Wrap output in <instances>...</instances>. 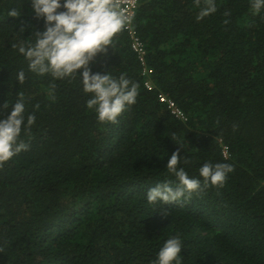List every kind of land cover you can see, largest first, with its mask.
I'll list each match as a JSON object with an SVG mask.
<instances>
[{
  "label": "trees",
  "instance_id": "16d2710c",
  "mask_svg": "<svg viewBox=\"0 0 264 264\" xmlns=\"http://www.w3.org/2000/svg\"><path fill=\"white\" fill-rule=\"evenodd\" d=\"M204 3L140 2L133 26L155 88H145L124 28L90 67L126 74L139 95L116 123L101 124L79 78L28 71L13 46L44 22L29 0H0V119L20 92L36 116L21 136L28 149L0 165V264H152L177 235L183 264H264V12L254 16L250 0H215L216 12L197 21ZM12 8L21 15L8 16ZM160 94L188 120L176 119ZM177 151L191 177L208 162L234 171L223 187L147 203L158 183L175 186L166 165Z\"/></svg>",
  "mask_w": 264,
  "mask_h": 264
},
{
  "label": "clouds",
  "instance_id": "9594fccd",
  "mask_svg": "<svg viewBox=\"0 0 264 264\" xmlns=\"http://www.w3.org/2000/svg\"><path fill=\"white\" fill-rule=\"evenodd\" d=\"M34 19L43 20L44 30L36 31L21 40L16 48L27 62L28 71L38 77H51L53 81L79 78L88 97L86 108L95 113L99 123H116L118 118L137 103L138 85L126 74L115 76L93 72L90 65L100 54L113 50L114 39L129 22V16L118 0H29ZM199 6V0H197ZM215 0H205L196 17L197 21L216 12ZM250 11L256 16L264 12V0H250ZM8 16L19 17L21 12L12 8ZM25 29L21 27L20 33ZM24 71L16 80L23 84ZM39 106L37 105V108ZM10 113L0 119V165L28 149L22 139L35 124V114H27L26 99L22 92L9 107ZM180 152L168 157L166 173L175 178V186L165 181L151 188L146 196L149 204H174L187 199L203 188L223 187L231 164L211 162L199 168V178L189 176L181 166ZM184 244L179 235L164 241L152 264H183Z\"/></svg>",
  "mask_w": 264,
  "mask_h": 264
},
{
  "label": "built area",
  "instance_id": "2783aa9c",
  "mask_svg": "<svg viewBox=\"0 0 264 264\" xmlns=\"http://www.w3.org/2000/svg\"><path fill=\"white\" fill-rule=\"evenodd\" d=\"M143 0H118L121 6L126 9V14L129 16V22L125 26V30L128 32V36L131 42V49L133 53L137 56V59L142 67V77L144 78V86L147 90H154L155 86L153 83L152 76L154 74L153 68L148 65L147 62V49L145 43L139 36L137 30L133 26V20L136 15V11L139 7L140 2ZM149 1H158V0H149ZM159 101L162 104L167 105L171 114L178 120L187 121L188 117L181 107L177 103L167 96L160 94ZM223 155L225 158H228V150L226 147L223 148Z\"/></svg>",
  "mask_w": 264,
  "mask_h": 264
}]
</instances>
